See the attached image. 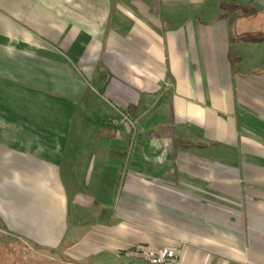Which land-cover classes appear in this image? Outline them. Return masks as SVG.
<instances>
[{"label":"crops","instance_id":"0c3cea01","mask_svg":"<svg viewBox=\"0 0 264 264\" xmlns=\"http://www.w3.org/2000/svg\"><path fill=\"white\" fill-rule=\"evenodd\" d=\"M134 245L264 264V0H0V253Z\"/></svg>","mask_w":264,"mask_h":264},{"label":"rangeland","instance_id":"374dc122","mask_svg":"<svg viewBox=\"0 0 264 264\" xmlns=\"http://www.w3.org/2000/svg\"><path fill=\"white\" fill-rule=\"evenodd\" d=\"M168 197H169L168 201H171L173 203L174 199H175L173 194H171V196H168ZM233 203L234 202H232V204ZM120 204L121 203L118 200L116 202V205L120 206ZM2 240H6V239L3 238ZM150 248L164 250L163 248H158L155 246L134 245L131 248V250L133 249L132 250L133 253H131V254L135 253V254L141 256L144 260L145 257H144V255H142V251L149 250ZM13 251H14V249H12L11 251L7 250V251H4V253L3 252L0 253L2 255L4 264H16L17 263L16 261H18V264H62L63 263L61 261V259H59V257L55 256L53 253L51 254V253H47V252H40L39 256L36 258V256L34 257V256L30 255V253H31L30 251L28 252V251L19 249L18 250V257L16 255V253H14ZM6 252H7V254H6ZM31 254H33V253H31ZM173 264H174V262H173Z\"/></svg>","mask_w":264,"mask_h":264},{"label":"trees","instance_id":"16d2710c","mask_svg":"<svg viewBox=\"0 0 264 264\" xmlns=\"http://www.w3.org/2000/svg\"><path fill=\"white\" fill-rule=\"evenodd\" d=\"M116 128L110 123H100L97 128V135L100 139H113ZM108 157L113 159L114 165L120 168V173H124L127 165V151L124 148L114 147L108 152Z\"/></svg>","mask_w":264,"mask_h":264},{"label":"built area","instance_id":"2783aa9c","mask_svg":"<svg viewBox=\"0 0 264 264\" xmlns=\"http://www.w3.org/2000/svg\"><path fill=\"white\" fill-rule=\"evenodd\" d=\"M142 255H144V260L148 264H173L175 261L173 256L162 249L150 248L149 250L142 251Z\"/></svg>","mask_w":264,"mask_h":264}]
</instances>
